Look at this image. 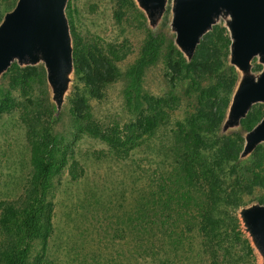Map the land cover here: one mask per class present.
<instances>
[{"label": "trees", "instance_id": "1", "mask_svg": "<svg viewBox=\"0 0 264 264\" xmlns=\"http://www.w3.org/2000/svg\"><path fill=\"white\" fill-rule=\"evenodd\" d=\"M122 7H131L136 26L146 31L136 58L121 71L117 62L127 51L111 43L83 45L71 30L76 79L67 111L77 127L105 141L117 156L146 148L157 163L143 177L123 218L129 245L121 253L124 260L119 253L101 256L97 246L101 255L91 254V263L80 257L83 248H74L69 264H252L254 250L238 211L252 202L264 206V144L247 160L242 152L245 134L261 121L264 106H253L237 129L223 131L239 80L227 27L214 24L186 55L174 40L166 44L147 28L135 0H122ZM157 63L166 84L159 95L145 86L147 71ZM6 77L0 114L20 108L30 172L19 196L0 200V264H57L48 249L55 179L65 169L77 179L78 163L55 131L56 106L40 98L47 86L44 68L13 63ZM120 78L125 79V109L133 117L124 124H102L89 100H102L106 87ZM14 90L24 97L21 104Z\"/></svg>", "mask_w": 264, "mask_h": 264}, {"label": "rangeland", "instance_id": "2", "mask_svg": "<svg viewBox=\"0 0 264 264\" xmlns=\"http://www.w3.org/2000/svg\"><path fill=\"white\" fill-rule=\"evenodd\" d=\"M18 2L19 0H0V15H2L0 28L6 16L14 11ZM135 2L146 16L147 28L159 33L161 38L166 39V44L167 41L174 40L186 55L192 53L184 43L179 41L173 24L177 0H165L164 5L153 14L150 13L143 0H135ZM124 8L128 11L127 15L121 12L125 10ZM132 16L135 17L133 9L122 7V0H66L64 17L67 24L71 60L61 71L62 86L59 89L54 79L48 74L46 57L40 50L35 53L33 58L19 59L15 57L9 65L0 69V86L5 90L8 80L6 74L13 63L20 66L37 65L44 68L47 86L44 97L40 98L56 106L59 118L55 124V131L59 138L63 139V143L68 146V155L78 163L76 173L80 175L77 179H72L67 169L55 179L54 232L49 239L48 249L50 258L57 264H69L74 248L78 251L83 248L80 257H85L90 263L91 254H99L97 255L99 257L101 255L96 250L97 246L101 247L103 252L101 256H104L106 252L113 255L125 252L129 245L127 238L124 237L123 218L130 210L133 196H136L141 188L143 177L148 175L157 163L153 154L146 148H137L125 158L117 156L105 141L85 133L77 127V123L67 111V99L76 79L72 64L70 31L74 30L79 42L86 46L93 43H111L122 47V50L127 51L128 55L125 59L118 61L117 65L121 71H125L128 64L136 58L139 46L146 35L144 29L136 26L137 23L132 19ZM232 20L231 12L222 8L214 16L212 25L204 34L214 24L221 23L227 27L233 41ZM122 50L120 49V51ZM230 60L237 68L236 65L239 63L233 62L232 49ZM259 66L262 68H258ZM240 67L241 73L237 68L239 89L237 92L236 89L234 91L223 125L224 132L237 129L239 126L240 120L231 121L233 106L244 86L248 82L257 80L262 73L264 69L262 54L258 53L252 56L246 66L240 65ZM145 81V86L154 94L159 95L163 92L166 84L161 63H157L147 71ZM124 87L125 79L120 78L106 87L105 97L102 100L90 98L92 112L102 124H109L112 121L124 124L133 117L125 109ZM13 97L18 104H21L19 102H22L24 98L17 90L13 91ZM253 106H264V101L252 104L249 110ZM25 132L26 124L22 121L20 108L0 114V200L19 196L29 175V144ZM250 134L251 131L245 134L243 160L250 157L257 145L264 144V139H262L254 148L247 149ZM135 189L137 190L134 191ZM250 206L253 208L264 207L252 202L240 208L238 216L242 230L254 250L255 259L252 264H264V250L257 241L261 244L262 242L252 229L251 224L249 223L250 228L258 240L253 238L242 221V213ZM115 237L120 238L121 241H119L120 239L114 240ZM124 257L121 254L122 260Z\"/></svg>", "mask_w": 264, "mask_h": 264}, {"label": "water", "instance_id": "3", "mask_svg": "<svg viewBox=\"0 0 264 264\" xmlns=\"http://www.w3.org/2000/svg\"><path fill=\"white\" fill-rule=\"evenodd\" d=\"M151 14L165 0H143ZM66 0H19L0 28V69L13 58H33L37 51L46 57L48 74L62 86L61 71L71 60L67 24L64 17ZM228 9L234 29L232 60L246 66L252 56L264 59V0H177L173 24L179 41L193 52L204 32L220 10ZM264 101V69L255 81L248 82L234 103L231 121H239L252 104ZM264 139V116L251 131L247 149ZM248 221L264 245V207L248 211Z\"/></svg>", "mask_w": 264, "mask_h": 264}, {"label": "bare ground", "instance_id": "4", "mask_svg": "<svg viewBox=\"0 0 264 264\" xmlns=\"http://www.w3.org/2000/svg\"><path fill=\"white\" fill-rule=\"evenodd\" d=\"M236 66H237L239 72L241 73L242 71H241L240 64H237ZM65 71H66V70H65ZM67 72H68V71H67ZM67 72H65V73L67 74ZM238 89H239V85H238L237 88H236V92H237ZM252 208H253V207L250 206L249 208H247V209L242 213V221H243V223H244V226L247 228V230L252 234L253 238L256 239V240H258V239H257V236L252 232V230H251V228H250V224H249V222H248V217H247V213H248V211L251 210ZM257 243H258V244L260 245V247L264 250V246H263L261 243H259V241H257Z\"/></svg>", "mask_w": 264, "mask_h": 264}]
</instances>
